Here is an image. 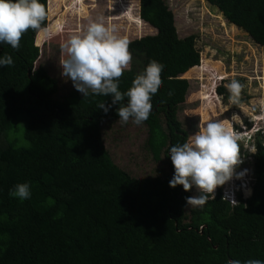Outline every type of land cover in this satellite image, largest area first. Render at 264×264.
Segmentation results:
<instances>
[{
	"label": "trees",
	"instance_id": "obj_1",
	"mask_svg": "<svg viewBox=\"0 0 264 264\" xmlns=\"http://www.w3.org/2000/svg\"><path fill=\"white\" fill-rule=\"evenodd\" d=\"M47 2L41 0L47 10L41 30L48 25ZM207 2L264 47V0ZM132 8L128 18L156 33L129 41L132 65L119 78V90L127 91L150 61L163 67L162 87L143 125L144 145L154 161H166L169 173L140 178L115 163L103 126L119 120V103L105 114L98 105H111V96L84 98L70 85L60 94L59 81L35 66L41 30L25 32L18 50L0 44V57L14 62L0 68V264L264 261V140H256L250 196L240 194L232 204L219 194L187 210L192 190L170 187L169 153L189 136L178 112L190 87L184 75L202 68L197 34L180 36L165 0H140L137 16ZM203 100L213 103L207 93ZM21 183L30 184V199L9 196Z\"/></svg>",
	"mask_w": 264,
	"mask_h": 264
},
{
	"label": "rangeland",
	"instance_id": "obj_2",
	"mask_svg": "<svg viewBox=\"0 0 264 264\" xmlns=\"http://www.w3.org/2000/svg\"><path fill=\"white\" fill-rule=\"evenodd\" d=\"M165 1L175 14L180 36L197 34V46L201 53V70L184 75L189 79L190 87L178 112L189 133L188 139L199 130V126L203 127L208 122L223 121L237 136L251 120L254 124L259 123L256 115L264 114V47L256 43L244 29L229 22L207 0ZM139 3L140 0H48V25L36 35L40 56L35 66H44L48 74L59 81L60 94L63 95L67 86H73V83L61 74L63 69L60 62L66 58V54H62V45L72 35L83 33L90 23L101 20L107 25H114L117 34L128 41L155 34L156 30L149 24L144 22L138 25V22L128 18L126 12L129 5L133 7L132 15L137 16ZM66 6H70V9L66 10ZM131 65L132 61L129 68ZM217 79L220 86L226 89L223 94H215ZM233 79L242 85L238 104L230 101L225 87ZM206 93L212 95L213 103L203 100ZM233 115L239 116V123L231 122ZM146 135L144 126L138 127L131 122L121 125L117 120L105 122L103 126L106 147L121 168L140 178L166 176L169 173L168 164L164 159L153 160L151 152L144 145ZM238 143L243 161L238 166L239 172L247 170V177L240 182V186L235 180L233 186L237 197L240 194L246 197L248 191L243 181L250 182L254 158L252 160L245 153L249 146L245 140H239ZM252 176L254 181V174ZM229 185L222 186V190L235 197ZM195 195L197 192L193 188L191 196Z\"/></svg>",
	"mask_w": 264,
	"mask_h": 264
},
{
	"label": "clouds",
	"instance_id": "obj_3",
	"mask_svg": "<svg viewBox=\"0 0 264 264\" xmlns=\"http://www.w3.org/2000/svg\"><path fill=\"white\" fill-rule=\"evenodd\" d=\"M46 18L47 10L41 0H0V44H7L18 50L22 35L30 29L41 30ZM62 54H66V58L60 62L63 69L61 74L72 81L74 88L84 98L90 94L111 96V105L101 103L98 107L107 114L111 106L119 103L117 115L121 125L131 122L139 127L149 121L153 112L151 101L162 87L161 76L164 69L156 61H150L144 71L135 77L132 86L121 92L119 78L129 69L133 57L129 51V41L117 34L114 25H107L102 20L90 23L83 33L72 35L62 45ZM13 63L10 55L0 57V68H8ZM219 86L217 79L214 85L216 95L219 94ZM225 87L230 101L238 104L242 90L240 82L233 79ZM256 116L259 123L254 124L251 120L238 136L223 121H213L203 127L199 126V130L183 144L170 148L169 156L174 166L170 187L183 186L186 192L194 188L198 193L186 197L188 209L203 208L210 198L215 199L219 194L223 196V200L237 203L233 182L238 181L240 186V182L247 177V170L239 172L238 166L243 161L238 141L245 140L249 144L245 153L253 160L256 140H264V114ZM238 118V115H233L231 122L239 123ZM253 170L252 164L250 182L247 185L250 190L246 187L249 190L245 193L246 196L251 195ZM228 183L235 195L231 196L232 199L224 193L225 189L222 190V186ZM9 196L20 201L30 199V184H17L9 191ZM229 264H241V261L231 260ZM244 264H264V261L250 259Z\"/></svg>",
	"mask_w": 264,
	"mask_h": 264
},
{
	"label": "built area",
	"instance_id": "obj_4",
	"mask_svg": "<svg viewBox=\"0 0 264 264\" xmlns=\"http://www.w3.org/2000/svg\"><path fill=\"white\" fill-rule=\"evenodd\" d=\"M246 185V187L250 190V186H247L248 185V183H246V182H243V186H245ZM229 197L232 199V197L229 195ZM245 197V196H244Z\"/></svg>",
	"mask_w": 264,
	"mask_h": 264
}]
</instances>
